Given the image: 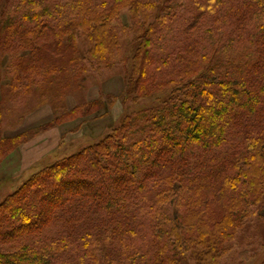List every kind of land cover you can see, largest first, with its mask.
<instances>
[{
  "label": "trees",
  "instance_id": "16d2710c",
  "mask_svg": "<svg viewBox=\"0 0 264 264\" xmlns=\"http://www.w3.org/2000/svg\"><path fill=\"white\" fill-rule=\"evenodd\" d=\"M0 33L30 52L11 60L15 90L66 50L64 73L121 70L138 104L0 202V264H221L264 218V0H0ZM78 204L98 219L73 238L59 219Z\"/></svg>",
  "mask_w": 264,
  "mask_h": 264
},
{
  "label": "rangeland",
  "instance_id": "374dc122",
  "mask_svg": "<svg viewBox=\"0 0 264 264\" xmlns=\"http://www.w3.org/2000/svg\"><path fill=\"white\" fill-rule=\"evenodd\" d=\"M121 19L127 23L129 14L124 12ZM1 36L2 33L0 143L3 138L20 137L7 144L9 148L6 154L0 157V202L44 166L103 139L112 128L124 121L126 114L138 107V104L128 101L126 78L121 70L115 69L103 74L85 61L83 63L87 70L82 74L75 76L74 68L71 74L64 73L63 59L68 60L71 56L66 50L57 52L62 53L56 56L61 59L55 63L50 74H46L50 66L44 65L47 59L39 61L43 65L39 79L43 80L33 82L26 89L15 90L10 84L11 60L17 56L26 58L30 52L17 47L14 52H10L3 46ZM89 49V41L79 37L74 55L85 59ZM43 55L55 57L52 49ZM80 205L83 204L69 207L60 213L62 218L59 219V226L66 229L73 238L81 237L98 219L89 205H84L85 209ZM111 252L107 248V253ZM189 258L184 264H195ZM117 263L123 264L120 259ZM66 264L89 263L67 260ZM221 264H264V218L254 216L246 222Z\"/></svg>",
  "mask_w": 264,
  "mask_h": 264
}]
</instances>
